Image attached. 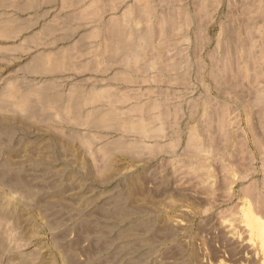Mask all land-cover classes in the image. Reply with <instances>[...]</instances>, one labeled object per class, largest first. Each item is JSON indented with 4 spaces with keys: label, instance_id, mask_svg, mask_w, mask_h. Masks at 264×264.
<instances>
[{
    "label": "rangeland",
    "instance_id": "rangeland-1",
    "mask_svg": "<svg viewBox=\"0 0 264 264\" xmlns=\"http://www.w3.org/2000/svg\"><path fill=\"white\" fill-rule=\"evenodd\" d=\"M113 1L0 0V94L87 97L0 106V264H264V0Z\"/></svg>",
    "mask_w": 264,
    "mask_h": 264
},
{
    "label": "bare ground",
    "instance_id": "bare-ground-1",
    "mask_svg": "<svg viewBox=\"0 0 264 264\" xmlns=\"http://www.w3.org/2000/svg\"><path fill=\"white\" fill-rule=\"evenodd\" d=\"M135 41L136 40L134 39L133 42H135ZM131 49H132V51H131L132 53H129V54H132L131 55L132 59H135V61H136L140 48L138 46L137 47L135 46V47H131ZM116 52H118V51H110L108 54H109V56H114V54H117ZM120 52H123V51H120ZM72 56L73 55L71 54V56L64 55L60 59H51L52 55H47L46 56L47 59L43 60L44 61V65H43L39 62L36 63L37 60L39 61V58H40V55H39L35 59V65L38 66L37 68H40L43 66L44 67H56V66H60L62 64H69L70 63L69 57H72ZM94 57L95 58H93L91 60V64H88V65L99 66V67L104 65V52H102V53L99 52L98 55L94 56ZM63 67H65V66H63ZM50 69H52V68H50ZM14 86L17 87L16 85L13 84V85L7 86L5 89L2 90V92L0 94V106L2 108L7 107V109L9 108V110L12 109L13 112L15 111L16 113H19V114H23V113L30 112V111L31 112L32 111L44 112V111H48V110L50 112L53 111L52 110L53 107H51L52 104H51V106H46L44 102H42V104H40L39 100L41 98L39 97V99H37V96L34 93H36V94L38 93L42 97L43 101L44 100L46 101L47 97L52 99L53 101H58V100L64 98L63 96H67L68 99L66 101H68V103L66 105V108H68V109H74L77 107V103L75 102V101H77L76 95H79V94H81L79 96L85 95V96H83L82 99H87L85 91L83 89L82 90L80 89L81 91H78V89L75 90L79 93L75 92L74 89H71L69 94L67 93L66 95H63V94L60 95V93H56L57 91L50 92L51 90L55 89V85H53V84L43 85L42 89L32 88L31 89L32 92H24V93H19V89L18 90L16 88L13 89ZM95 87H97V86H95ZM46 90H47V93H46ZM90 90H89V100H92V98H94V100H99L101 102V100H103V98H104V95L106 94V96H107L109 94V93L107 94V91H106L107 89L105 90V92H106L105 94H104V89L102 90V89L98 88V90H95V91H90ZM56 94H59V95H56ZM54 107L59 108L58 105H55ZM106 115L107 114H102V115L98 114V117H96V118L99 122H104V119H106V117H107ZM94 116H95V113H94ZM113 116H114L113 114L108 113L109 118H112ZM260 230L264 231V226L261 227Z\"/></svg>",
    "mask_w": 264,
    "mask_h": 264
},
{
    "label": "crops",
    "instance_id": "crops-1",
    "mask_svg": "<svg viewBox=\"0 0 264 264\" xmlns=\"http://www.w3.org/2000/svg\"><path fill=\"white\" fill-rule=\"evenodd\" d=\"M95 1L98 2L99 5H100V4L102 5V4H103L102 2H104V5H105V4H113L112 2H114L113 0H111V3H110L109 0H90V2H92V3L95 2ZM115 1H116V0H115ZM134 1H135V0H133V2H134ZM107 2H108V3H107ZM92 3H91V4H92ZM115 3H116V2H114V4H115ZM116 4H117V3H116ZM116 4H115V5H116Z\"/></svg>",
    "mask_w": 264,
    "mask_h": 264
}]
</instances>
